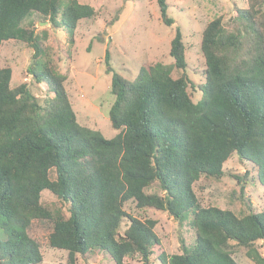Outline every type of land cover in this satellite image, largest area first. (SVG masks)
I'll use <instances>...</instances> for the list:
<instances>
[{
    "label": "trees",
    "instance_id": "1",
    "mask_svg": "<svg viewBox=\"0 0 264 264\" xmlns=\"http://www.w3.org/2000/svg\"><path fill=\"white\" fill-rule=\"evenodd\" d=\"M155 1L161 21L172 24L167 0ZM246 1L229 21L217 16L203 28L204 82L196 101L188 91L193 82L179 26L169 43L171 63H144L132 79L112 72L108 119L115 134L105 137L78 122L67 77L43 60L34 30L35 22L46 21L73 43L78 22L95 15L93 6L0 0V46L9 39L33 46L27 72L52 94L40 103L25 83L11 86V69L0 65V264L42 262L28 232L33 219L51 221L48 244L65 250L71 263L101 251L113 264L134 256L149 264L159 243L157 221L128 213L129 201L187 219L194 230L193 243L181 253L161 252L160 264H238L232 257L237 246L264 264L257 247L264 240V210L252 209L247 198L245 213L202 206L193 189L201 176L220 178L233 153L256 167L264 187V0ZM174 69L179 76L172 77ZM154 183L162 194L150 190ZM44 190L59 204L43 203Z\"/></svg>",
    "mask_w": 264,
    "mask_h": 264
},
{
    "label": "rangeland",
    "instance_id": "2",
    "mask_svg": "<svg viewBox=\"0 0 264 264\" xmlns=\"http://www.w3.org/2000/svg\"><path fill=\"white\" fill-rule=\"evenodd\" d=\"M88 3L95 9L92 18L81 19L74 30V41L70 43L66 33L51 26L46 21L35 22L37 45L42 50L43 60L58 72L66 75V93L81 125L99 130L105 137H112L115 130L108 119V111L113 101L110 92L112 72L129 79L134 78L144 63L164 64L172 62L169 55V43L175 27L182 31L185 45L186 72L193 87L188 91L196 101L201 96L198 84L204 82V60L200 51V39L205 25L217 16L224 22L233 16L236 7H245L246 0H167V16L173 19L170 25L164 24L155 0H78ZM264 10V6H263ZM29 19L22 22L27 25ZM46 22V23H45ZM34 47L22 41L9 39L0 46V65L11 69L10 85L25 83L40 103L52 95L44 83H37L27 72L34 62ZM106 56L108 61H106ZM181 70L174 69L172 77ZM224 174L216 179L201 176L193 185L198 201L202 206H218L233 212L245 213L246 198L255 211L264 210V187L256 177V167L247 161H241L236 154L223 163ZM235 175L240 176L237 182ZM243 185V198L240 190ZM151 191L162 194L158 183ZM41 201L46 204H59L57 198L48 190L41 192ZM125 210L133 216H149L156 220L154 231L159 243L153 248L149 264H160L157 256L181 253L184 245L193 243L194 230L189 221L179 222L167 212L146 208L137 209L129 201ZM127 222L124 220L120 231ZM52 230L51 221L33 219L28 229L37 240L42 253L39 264H113V260L101 251L77 255L75 261L68 260L65 250L52 248L48 244V235ZM264 256V240L257 242ZM245 248L235 247L232 257L238 264H255L245 254ZM124 264H143L138 256L126 257Z\"/></svg>",
    "mask_w": 264,
    "mask_h": 264
},
{
    "label": "water",
    "instance_id": "3",
    "mask_svg": "<svg viewBox=\"0 0 264 264\" xmlns=\"http://www.w3.org/2000/svg\"><path fill=\"white\" fill-rule=\"evenodd\" d=\"M46 23V22H45Z\"/></svg>",
    "mask_w": 264,
    "mask_h": 264
}]
</instances>
